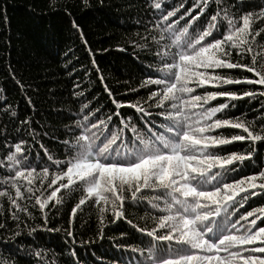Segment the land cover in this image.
<instances>
[{
	"label": "snow or ice",
	"instance_id": "snow-or-ice-1",
	"mask_svg": "<svg viewBox=\"0 0 264 264\" xmlns=\"http://www.w3.org/2000/svg\"><path fill=\"white\" fill-rule=\"evenodd\" d=\"M210 3L216 7L208 15ZM150 6L157 12L146 22L139 41H132L144 54V75L136 88L127 90L146 89L145 95L135 102L118 100L105 84L113 109L104 114L82 104V115L72 114L63 137L57 138L59 154L37 138L47 132L20 129L42 150L43 156L38 152L35 157L27 140L9 142L5 133L0 169L7 174L0 178V198L7 199L17 228L20 213L32 216L23 202H34L44 224L29 229L31 235L40 228L60 231L47 228V210L62 203V190L79 191L66 236L75 243L72 218L91 204L98 209L99 238L106 213H111L113 223L124 219L150 238L144 248H133L144 255L140 264H264V206L239 211L250 196L264 195V168L229 180L227 173L251 159L256 149L224 147L235 142L264 143V116L257 129L253 121L225 112L235 107L231 101L264 97V45L257 43L264 32V7L248 11L241 0H193L178 15L183 3L165 8L164 0H151ZM193 9H198L195 15ZM257 21L261 26H256ZM73 27L78 29L75 21ZM245 56L251 57V63L239 62ZM233 69L252 76L220 71ZM227 85L261 87L231 90L223 87ZM206 86L220 90L208 91ZM218 97L226 99L212 104ZM124 108L132 109V114L121 111ZM20 124L30 121L25 118ZM224 129L239 131L224 134ZM126 201L133 205L147 201L152 226L128 219ZM5 227L0 223V229ZM20 234L15 231L11 237ZM159 242H167L168 247ZM0 264L8 261L0 258Z\"/></svg>",
	"mask_w": 264,
	"mask_h": 264
},
{
	"label": "trees",
	"instance_id": "trees-1",
	"mask_svg": "<svg viewBox=\"0 0 264 264\" xmlns=\"http://www.w3.org/2000/svg\"><path fill=\"white\" fill-rule=\"evenodd\" d=\"M181 3L184 8L179 9L178 15L190 8L193 0H164L165 8H175ZM241 3L248 11L264 7V0H241ZM150 5L151 0H103V3L88 0L87 5L83 0H56L54 5L51 0H0V155L4 153L2 145L6 133L9 142L21 137L27 140L33 157L38 152L43 156L39 145H32L30 135L20 132L22 127H30L38 133L47 132L48 135L37 138L52 153L59 154L62 148L57 138L63 137L72 114H81L82 104L99 108L104 114L113 109L105 84L118 100L135 102L143 97L146 89L139 92L127 90L136 88L144 75V54L133 46L132 41H139L145 34L146 22L157 12ZM215 7L210 3L207 14L210 15ZM197 11L193 9L192 15ZM73 21L78 29L73 27ZM200 22H205L203 16ZM256 26H261L259 21ZM257 43L264 45V32L257 37ZM233 58L236 59L235 53ZM257 59L259 62L261 57ZM239 62L251 63V57L245 56ZM220 71L252 76L239 69ZM223 87L241 90L261 86ZM206 88L208 91L220 90L211 86ZM202 91L197 89V92ZM74 92L77 95H73ZM225 99L218 97L211 103H221ZM5 103L11 107L5 109ZM230 103L235 107L225 110L228 116H241L259 128L264 116V97H245ZM121 111L132 114L133 110L124 108ZM10 112L16 115L12 116ZM25 118L30 125L20 124ZM222 131L230 134L239 130ZM224 147L235 151L256 149L251 159L245 160L236 171L227 173L229 180L264 168V143L250 145L245 141ZM6 174V170L0 169V178ZM79 195V191L68 193L62 190V203L47 210V228H59L60 231L49 232L40 228L31 235L29 229L44 224L34 202H23L32 216L20 213V227L17 228V221H13L8 213L7 199L0 198V223L6 224L0 229V258L6 259L8 264H140L144 255L133 248H144L150 238L124 219L113 223L111 213L105 214L103 235L99 238L98 209L91 204L86 203L72 218L75 243L66 236L71 209ZM260 206H264V195L250 196L239 211ZM147 208V201L139 205L126 201L125 215L139 226L151 227ZM15 231L21 234L13 239L11 233ZM159 243L168 247L167 242ZM36 252L41 255L36 256Z\"/></svg>",
	"mask_w": 264,
	"mask_h": 264
},
{
	"label": "bare ground",
	"instance_id": "bare-ground-1",
	"mask_svg": "<svg viewBox=\"0 0 264 264\" xmlns=\"http://www.w3.org/2000/svg\"><path fill=\"white\" fill-rule=\"evenodd\" d=\"M88 7V6H87Z\"/></svg>",
	"mask_w": 264,
	"mask_h": 264
}]
</instances>
